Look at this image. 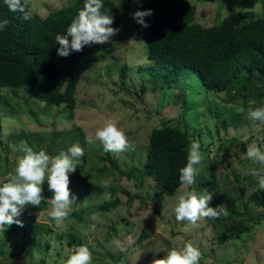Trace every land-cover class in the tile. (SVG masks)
Listing matches in <instances>:
<instances>
[{
	"label": "rangeland",
	"instance_id": "1",
	"mask_svg": "<svg viewBox=\"0 0 264 264\" xmlns=\"http://www.w3.org/2000/svg\"><path fill=\"white\" fill-rule=\"evenodd\" d=\"M72 1L29 0V10L33 15L45 17ZM111 1L119 6L121 19L116 26L119 31L111 39V48L93 44L79 53L83 60L104 52L78 81L74 117H66L69 111L60 113L57 106L32 103L12 88L0 89V183L14 172L18 159L25 155V146L55 156L78 143L85 153L76 171L69 174V188L77 202L68 218L57 224L49 216V199L53 194L45 182L44 199L39 207L29 204L23 209L19 218L23 226L18 225L12 234L0 232V264H64L72 248L81 245L92 252V264H152L153 259L164 258L168 250L182 249L189 242L201 251L200 264H264V208L249 199L251 192L259 187L257 178L247 174L255 169L264 175V165L253 164L245 155L247 146L254 141L264 151V142L258 139L264 137V123L248 117L249 108L261 106L254 103L252 97L243 105L239 96L231 100L225 91L215 93L207 89L196 73H189V79L175 80L172 86L152 89L146 85L143 81L163 69L146 56L145 41L134 36L136 21L132 13L138 11L139 0ZM131 3L133 8L127 10L132 7ZM193 3L196 4V21L207 26L230 11L264 14V3L258 0L253 4L247 0H193ZM123 64L127 66L125 78L120 72ZM181 83L184 89L179 86ZM226 116L233 118L234 123L228 118L230 124L224 127L220 120L227 119ZM162 118L184 123L191 143H200L204 159L194 190L205 194L207 185L202 186L201 191L197 187L201 181L214 178L217 187L210 192L211 201L222 197L226 215L213 222L204 218L196 225L178 223L173 211L178 189L174 194L160 193L150 179H145V187L138 189L134 177L117 170L133 172V166L143 165L149 133L161 126ZM109 120L125 131L130 145L128 150L118 154L101 153L116 162L114 168L110 161L98 160L93 153L101 144L94 133ZM68 129L75 135L80 129L84 137L64 147L70 139L61 132ZM231 139L236 140L237 145L229 144ZM227 145L231 147L226 150L223 147ZM213 157L217 158L214 170H210ZM102 165L112 172L101 174L98 169ZM106 181L115 186L113 194L103 187ZM121 187L128 190L129 195L137 196L130 200ZM146 189L150 190L151 199L143 205L138 193L143 196ZM105 194L110 198L106 199ZM115 196L120 199L117 205L102 207ZM154 202L159 204L158 212ZM239 218L246 222V230L237 238L218 243L214 238L216 233L228 232L227 227ZM31 219L36 224L47 225L50 231L40 228L39 235H35L39 226L26 224ZM142 233L145 236L139 239Z\"/></svg>",
	"mask_w": 264,
	"mask_h": 264
},
{
	"label": "trees",
	"instance_id": "2",
	"mask_svg": "<svg viewBox=\"0 0 264 264\" xmlns=\"http://www.w3.org/2000/svg\"><path fill=\"white\" fill-rule=\"evenodd\" d=\"M256 1L247 0V3L253 4ZM258 1L264 3V0ZM83 5L84 0H73L69 5L40 17L30 13L28 3L26 11L30 18L25 20L24 13L10 12L4 0H0V20L8 21L7 27L0 31V89L12 88L18 91L19 95L31 99L32 103L57 106L58 110H61L60 113L69 111L66 117H74L78 81L83 72L104 52L88 56L83 60L78 54L80 52H73L68 57H60L57 55L59 44L55 42V37L57 34L66 33L67 27ZM103 5L101 11L113 17L112 27L116 28L120 20L118 5L111 0H103ZM148 9L152 10V15L145 18L149 26L143 28L136 22L134 36L145 41L146 56L154 61L156 67H161L163 70L143 81L146 85L151 86L152 89L172 86L175 85V80L189 79V73H196L202 84L215 93L225 91L226 96L231 100L239 96L243 105L247 104L248 97H252L254 103L264 105V14H255L247 10L230 11L222 19H216L207 26L196 21V4L193 0H139V10ZM112 38L105 43L107 47H112ZM105 51L110 53L111 49ZM126 71V64L121 65L120 72L123 78L127 74ZM179 86L185 88L182 83ZM144 88L145 85L142 90ZM60 113L59 115L63 117ZM228 118L234 123L233 118ZM228 118L220 120L222 126L226 127L230 124ZM160 123V127L153 128L149 133L143 165L140 168L132 167L138 172L123 171L120 168L117 170L125 173L126 176L134 177L138 189L145 187L143 184L145 179H150L154 183L155 190L157 188L160 193L174 194L179 188V169L187 163L191 144L190 133L184 123H178L175 119L162 118ZM61 133L70 139L64 147L84 137L80 129L76 135L70 129ZM228 143L232 146L237 145L234 139ZM99 146L93 149L98 160L105 158L112 163L111 168L116 167V162L110 156L105 157L101 154L104 151L102 144ZM230 147L227 145L223 148L227 150ZM216 158L213 157L210 161V170H214ZM98 170L101 174L105 171V173L112 172V169L104 165ZM4 182L7 180H3L0 184ZM251 182L255 183L254 180ZM204 185H207L206 193L213 192L217 187L212 177L208 181H201L197 190L201 191ZM105 187L110 193L115 192L114 185L107 183ZM121 188L129 195L128 190ZM139 194V200L143 205L151 199L149 189H146L145 195L139 196ZM250 195L249 199L252 202L264 208V190L256 188ZM136 196L129 195L128 198L132 200ZM119 202V197L115 196L102 207L115 206ZM220 204L222 197L210 202L209 206L217 207ZM158 205L154 202L156 212ZM73 214L77 213L73 212ZM20 216L21 214L14 219L19 220ZM206 219L209 222L214 221L211 218ZM34 221L31 219L26 224L30 223L32 227L39 226L34 231L35 235H39L42 230L50 231L47 225L36 224ZM125 222L128 221L125 219ZM245 224L244 219L239 218L227 227L228 232L218 231L214 238L218 243L237 238L246 230ZM17 226L13 223L7 227L5 233L16 232ZM144 236L145 234L142 233L139 239H143Z\"/></svg>",
	"mask_w": 264,
	"mask_h": 264
},
{
	"label": "clouds",
	"instance_id": "3",
	"mask_svg": "<svg viewBox=\"0 0 264 264\" xmlns=\"http://www.w3.org/2000/svg\"><path fill=\"white\" fill-rule=\"evenodd\" d=\"M4 3L10 12L19 11L24 13L25 20L30 18L26 11L29 0H4ZM103 7V0H84L83 8L67 27L66 33L57 34L55 37V42L59 44L58 56L68 57L73 52L81 53L85 46L105 44L118 33L119 29L112 27L113 17L101 11ZM137 8L138 11L132 13L133 19L143 28H147L149 25L145 18L152 15V10L140 11L139 3ZM7 25V20H0V31ZM248 117L250 120L264 123V106L249 108ZM94 137L102 144L105 152L118 154L130 147L125 131L113 120L98 128ZM258 139L264 142V137ZM88 142L91 143L92 140L89 139ZM200 149L199 142H192L187 163L179 169L180 183L173 209L178 223L196 225L201 219L211 218L215 221L226 215V209L221 204L217 207L209 206L210 202L216 200L211 201L212 194H198L194 190L193 186L201 170L199 166L204 159ZM23 151L25 155L18 159L14 172L9 175L7 182L0 184V232H5L13 223L23 226L21 221L14 218L29 204L39 207L44 199L42 186L45 182L53 194L49 199L51 210L48 214L57 224H62L68 218L72 206L77 202V197L69 188V174L76 171L84 156V149L78 143L55 156H50L44 150L33 151L28 146H25ZM245 155L253 164L264 165V151L255 141L247 146ZM247 174L256 177L259 189L264 190V175L255 169H250ZM107 183L106 181L104 186H107ZM105 198L110 197L105 194ZM92 260V252L87 246L81 245L72 248L64 264H92ZM200 260L201 251L189 242L182 249L168 250L164 258L153 259L152 264H200Z\"/></svg>",
	"mask_w": 264,
	"mask_h": 264
}]
</instances>
